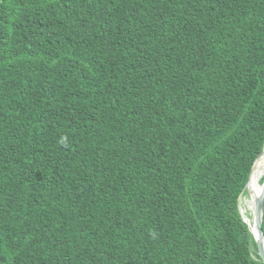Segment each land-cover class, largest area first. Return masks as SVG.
<instances>
[{"label":"trees","instance_id":"1","mask_svg":"<svg viewBox=\"0 0 264 264\" xmlns=\"http://www.w3.org/2000/svg\"><path fill=\"white\" fill-rule=\"evenodd\" d=\"M263 149L264 0H0V264H263Z\"/></svg>","mask_w":264,"mask_h":264},{"label":"water","instance_id":"2","mask_svg":"<svg viewBox=\"0 0 264 264\" xmlns=\"http://www.w3.org/2000/svg\"><path fill=\"white\" fill-rule=\"evenodd\" d=\"M264 155V149L262 150V152L260 153V155L254 160L251 170H250V174L248 177V181L242 191V193L240 194L238 200L240 201L243 192L248 188V184H249V180L251 177V174L256 166V164L259 162V160L261 159V157ZM264 176V175H263ZM260 186V192L256 195V196H252V228H250V225L248 224V222H246L243 219V216L241 214L240 211V205L238 204V209H239V213L240 216L242 217V220L246 223V225L250 228V232L253 236L255 245H256V249H257V254L261 260V262L264 264V234L262 232V228H261V224H262V213H263V202H264V178L261 184H259Z\"/></svg>","mask_w":264,"mask_h":264},{"label":"bare ground","instance_id":"3","mask_svg":"<svg viewBox=\"0 0 264 264\" xmlns=\"http://www.w3.org/2000/svg\"><path fill=\"white\" fill-rule=\"evenodd\" d=\"M260 163H261L260 169L253 176L254 170L256 169L257 165L260 164ZM254 170H253V172L251 174V177H250V180H249V184H248V190L250 192L251 197L253 195L256 196L260 192V190H261L260 187H259L260 185L258 184V182H259L260 178L263 176V170H264V155L261 157V159L259 160V162L256 164ZM251 200H252V198H251ZM250 209L252 211V203H251V208ZM246 222H248V224L250 225V228H252V224L249 221H246Z\"/></svg>","mask_w":264,"mask_h":264},{"label":"rangeland","instance_id":"4","mask_svg":"<svg viewBox=\"0 0 264 264\" xmlns=\"http://www.w3.org/2000/svg\"><path fill=\"white\" fill-rule=\"evenodd\" d=\"M263 175H264V170H263ZM261 178H260V180H261ZM260 180H259V182H260ZM259 182H258V184H259ZM244 192H243L242 197H241V199L239 201L240 211H241V214L243 216V219L246 220V221H249L252 224V212H251V209H250L251 208V198L252 197L250 195V192H249L248 188Z\"/></svg>","mask_w":264,"mask_h":264}]
</instances>
